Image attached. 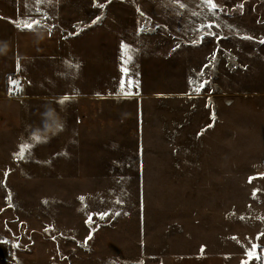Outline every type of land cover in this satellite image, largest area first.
<instances>
[{
    "label": "rangeland",
    "instance_id": "rangeland-1",
    "mask_svg": "<svg viewBox=\"0 0 264 264\" xmlns=\"http://www.w3.org/2000/svg\"><path fill=\"white\" fill-rule=\"evenodd\" d=\"M215 3L213 12L203 0H111L103 8L105 0H0L21 22L51 18L55 27L26 29L46 40L38 49L45 87L31 80L26 88L43 99L27 104L26 144L45 142L23 159L14 154L27 163L20 185L8 176L11 153L0 148L1 261L166 264L215 255L260 264L264 0ZM145 16L156 34L140 32ZM227 51L241 68L214 65ZM49 108L64 124L56 135L43 128Z\"/></svg>",
    "mask_w": 264,
    "mask_h": 264
},
{
    "label": "crops",
    "instance_id": "crops-1",
    "mask_svg": "<svg viewBox=\"0 0 264 264\" xmlns=\"http://www.w3.org/2000/svg\"><path fill=\"white\" fill-rule=\"evenodd\" d=\"M7 8V12H2V9H4L2 7L0 9V30L6 31V34H3L4 32L0 33V46H2L4 42H7L8 44L7 51L0 53V148H5L6 153H11L12 157H8L10 165L9 169H11L8 176L12 177L14 182L13 184L20 185L26 184L27 163L25 161L19 162V158H16L18 161H15L16 159H14V154L19 152L22 144H26V137L28 138V136L33 135L32 131L26 132V112H28L26 109L27 104L31 105L33 102L43 100L40 96H30L29 94H26V88H28L33 82L34 84H32V87L35 89L45 87V81L40 77L43 67V61L41 59L43 53L42 51L38 52V49L44 47L40 44V42L45 43L46 40L43 39L40 41L37 39L39 35H35L33 33L30 34V31H27L26 29L21 30V18L13 11L14 7H12V9L6 7L4 10ZM16 22H20L21 27H17ZM37 32L41 31L39 30ZM29 36H31L30 38L33 39V42L30 43V46L26 47V37ZM30 48L32 49L31 51L36 50L33 52V59L27 60L26 52H29ZM17 60H19V70L17 69ZM39 71L41 72L38 73ZM43 71L45 70L43 69ZM13 75H18L20 77V81L17 82L18 87L16 85L17 95L15 97H10V87L14 86L11 81V77ZM29 81L32 83L28 84ZM59 100H63V98ZM63 102L68 103V100H64ZM67 103L66 105H68ZM29 112H31V110H29ZM58 112L63 114L61 106L58 108ZM63 144L64 142L60 145L63 147ZM62 147L59 148L61 156L67 154L63 152ZM41 152L43 153L44 149H42ZM19 163H22L25 170L16 169V165ZM38 179H40V177ZM27 180H35V184L39 183L37 182V178L34 179L28 177ZM2 261L3 263H10V261ZM2 261L0 260V264H3ZM166 264H226V262L222 256L192 255L169 258L167 259ZM260 264L263 263L260 262Z\"/></svg>",
    "mask_w": 264,
    "mask_h": 264
},
{
    "label": "snow or ice",
    "instance_id": "snow-or-ice-1",
    "mask_svg": "<svg viewBox=\"0 0 264 264\" xmlns=\"http://www.w3.org/2000/svg\"><path fill=\"white\" fill-rule=\"evenodd\" d=\"M110 2H111V0H105V4H100L99 6H100L101 8H103V7H105L106 3H110ZM203 2L206 3L207 5H209V6H210V10L213 11V12H214V11L217 9V7H218L217 4L215 3V0H203ZM141 15H143V13H141ZM99 19H100V17L98 16V17L96 18V20H99ZM96 20H94L93 23H95ZM16 23H17V27H21V23H20V22H16ZM38 24H39V21H37V20H35V19L24 20V21L22 22L21 30H23V29L34 30V26H35V25H38ZM208 27H211V25H209ZM141 31H143V29H141ZM49 34H51V33H49ZM75 34H78V33H75ZM249 39H250V38H249ZM261 42L264 43V41H261ZM126 47H127L126 45H123V44L121 45V48H122V58H123L124 55H126V53L123 52V49H125ZM128 59H129V60L131 59V56H130V55L128 56ZM212 59L214 60V59H215V56H213ZM19 67H20V65H19V60H17V69H18V70H19ZM77 67H78V66H77ZM205 67H207V65H205ZM122 71H126V70L122 68ZM201 75H203V72H201ZM12 83H13L14 85H17V87H18V83H17L16 81H12ZM189 83H190V84H195L196 82L190 80ZM206 83H207L206 81L199 83V84L194 88V91L199 92V91L204 87V84H206ZM121 87L123 88V81H121ZM118 94H119V93H118ZM124 94H126V95H130L131 93L128 92V93H124ZM67 99H69V97L65 96V97L63 98V100H61V103H63V101H64V100H67ZM214 118H215V117H214V115H213V119H214ZM210 126H211V125H210ZM43 142H45V141H42L40 137H33V138H32V144H22V145L20 146V150H19V152L17 153V156H18L20 159H23V158H24V155H25V151H26V149H30V148L33 146V144L43 143ZM252 179H254V177H250V178H249V182H251ZM253 196H255V193H253ZM9 199H10V197H9ZM80 199H81V201H83V197H81ZM9 206H11V205H9ZM117 214H118V213H117ZM99 215H100V218L103 219L106 215H108V213H100ZM242 219H243V218H242ZM89 220H91V217H89ZM45 230L48 231L47 228H46ZM262 235H264V233H262ZM88 239H91V236H89ZM85 243H86V241H85ZM254 247H255V246H254ZM248 255H249V257H252V256L254 255V253H253V252H249ZM141 264H142V262H141Z\"/></svg>",
    "mask_w": 264,
    "mask_h": 264
},
{
    "label": "built area",
    "instance_id": "built-area-1",
    "mask_svg": "<svg viewBox=\"0 0 264 264\" xmlns=\"http://www.w3.org/2000/svg\"><path fill=\"white\" fill-rule=\"evenodd\" d=\"M46 18V17H45ZM37 20V19H36ZM37 21H39L38 25H35L34 28H43V27H51L52 30L55 28H53V24H54V20L51 18H46L45 20H40L38 19ZM79 28H80V23H78ZM141 29H143V31H141ZM140 32L142 34L145 35H153L156 34L157 32V28L154 24H152L151 20L149 19V17H144L143 21L141 22V27H140ZM225 60V64L227 66L228 69L232 70V71H236L239 68H241L239 61L236 57V55L231 52V51H227L224 54L223 53H219L216 57V61H214V65L217 66V64L222 60ZM212 62L210 63V65L208 64L207 67H205V71L207 70L208 67L211 68ZM11 81H16L19 82L20 81V77L18 75H13L11 77ZM17 95V88L16 85L11 86L10 90H9V96L10 97H15Z\"/></svg>",
    "mask_w": 264,
    "mask_h": 264
},
{
    "label": "clouds",
    "instance_id": "clouds-1",
    "mask_svg": "<svg viewBox=\"0 0 264 264\" xmlns=\"http://www.w3.org/2000/svg\"><path fill=\"white\" fill-rule=\"evenodd\" d=\"M8 49L7 42H4L2 46H0V53L6 52ZM44 121L43 128L46 133H51L52 135H56L59 131H61L64 127L63 121L55 114L54 110L47 109L43 113Z\"/></svg>",
    "mask_w": 264,
    "mask_h": 264
},
{
    "label": "trees",
    "instance_id": "trees-1",
    "mask_svg": "<svg viewBox=\"0 0 264 264\" xmlns=\"http://www.w3.org/2000/svg\"><path fill=\"white\" fill-rule=\"evenodd\" d=\"M259 258H260V262L264 264V255H260Z\"/></svg>",
    "mask_w": 264,
    "mask_h": 264
}]
</instances>
